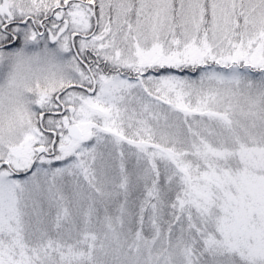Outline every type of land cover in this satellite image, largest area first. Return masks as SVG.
<instances>
[{
  "label": "snow or ice",
  "instance_id": "1",
  "mask_svg": "<svg viewBox=\"0 0 264 264\" xmlns=\"http://www.w3.org/2000/svg\"><path fill=\"white\" fill-rule=\"evenodd\" d=\"M0 264H264V0H0Z\"/></svg>",
  "mask_w": 264,
  "mask_h": 264
}]
</instances>
